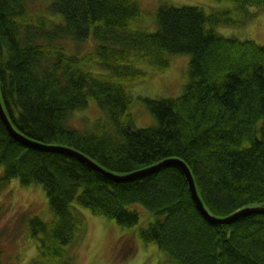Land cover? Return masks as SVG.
<instances>
[{"label": "trees", "instance_id": "obj_1", "mask_svg": "<svg viewBox=\"0 0 264 264\" xmlns=\"http://www.w3.org/2000/svg\"><path fill=\"white\" fill-rule=\"evenodd\" d=\"M231 1L239 10L264 9V0ZM227 14L163 4L148 31L138 0H0L2 105L23 135L73 148L114 174L182 160L216 217L260 205L264 45L217 33L218 24L232 22ZM81 43L90 50L68 52ZM173 54L190 55L189 80L177 97L141 98L155 125L136 128L125 85L148 73L135 63L161 71ZM91 99L105 125L95 131L69 125ZM13 180L45 191L51 219H28L41 264H73V244L84 232L77 204L127 229L144 217L139 237L173 264H264V213L209 223L177 167L115 182L74 157L21 145L0 120V191Z\"/></svg>", "mask_w": 264, "mask_h": 264}, {"label": "rangeland", "instance_id": "obj_2", "mask_svg": "<svg viewBox=\"0 0 264 264\" xmlns=\"http://www.w3.org/2000/svg\"><path fill=\"white\" fill-rule=\"evenodd\" d=\"M46 1V0H43ZM144 14L140 24L148 31L156 28V12L163 5L199 6L206 13L225 11L231 23L218 24L216 32L225 37L250 39L264 45V9L254 6L245 10L236 8L231 0H138ZM38 4V2H35ZM44 5V3H43ZM248 14V15H247ZM89 44L70 45L68 52H85ZM189 54H173L161 71H154L146 61L135 65L148 73L135 85H125L132 102L136 128L155 125V118L141 98H174L182 94L189 80ZM100 70V68H95ZM106 117L96 101L89 100L87 106L74 111L68 118L69 125L81 130H100ZM75 211L83 218L84 232L73 244V264H173L153 242L144 243L138 235L141 221L132 228H122L114 221L93 214L88 208L75 205ZM37 215L43 220L51 219L45 191L40 184L22 186L13 180L0 191V248L5 264H41L36 237L30 235L28 219Z\"/></svg>", "mask_w": 264, "mask_h": 264}, {"label": "water", "instance_id": "obj_3", "mask_svg": "<svg viewBox=\"0 0 264 264\" xmlns=\"http://www.w3.org/2000/svg\"><path fill=\"white\" fill-rule=\"evenodd\" d=\"M0 120L3 123L7 133L18 143L25 147H29L32 149L42 150V151H48V152H55L59 154H64L70 157H74L78 159L79 161L87 164L90 168L94 169L95 171L100 172L105 177L109 178L112 181L115 182H124L128 181L133 178H137L140 176H144L150 173L157 172L165 167L168 166H174L177 167L181 173L184 175L188 190L191 196V199L196 207V209L199 211L201 216L208 221L211 224H229L235 221L237 218L244 216L249 213H264V203L260 205L250 206L242 208L226 217H216L212 215L204 206V204L201 201V198L198 195L194 178L192 176V173L189 169V167L180 159L178 158H167L164 160H161L149 167L143 168L141 170H137L131 173L127 174H114L106 169H104L102 166L98 165L95 161L90 159L88 156L84 155L83 153L65 146H59V145H48L43 144L40 142H37L36 140H33L22 133L18 132L11 124L9 118L7 117V114L4 110V107L2 105V102L0 100Z\"/></svg>", "mask_w": 264, "mask_h": 264}]
</instances>
